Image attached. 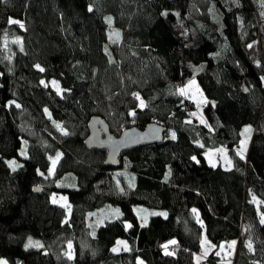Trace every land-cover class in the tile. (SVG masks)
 <instances>
[{"label":"trees","instance_id":"trees-1","mask_svg":"<svg viewBox=\"0 0 264 264\" xmlns=\"http://www.w3.org/2000/svg\"><path fill=\"white\" fill-rule=\"evenodd\" d=\"M193 80L207 124L189 120L195 102L180 93ZM95 115L114 135L152 122L167 135L114 168L85 145ZM220 147L232 167L209 163L205 151ZM54 193L68 196L69 214ZM111 205L120 218L91 222ZM136 205L163 214L141 225ZM262 219L264 0H0V258L194 264L205 235L215 247L201 264H217L229 241L232 264H264ZM121 238L129 249L113 251Z\"/></svg>","mask_w":264,"mask_h":264},{"label":"rangeland","instance_id":"rangeland-1","mask_svg":"<svg viewBox=\"0 0 264 264\" xmlns=\"http://www.w3.org/2000/svg\"><path fill=\"white\" fill-rule=\"evenodd\" d=\"M19 21L21 24L20 20H16ZM43 84L46 86H52L55 91L58 94H61L63 92V88L61 87V84L58 83L55 80H49L48 82L43 80ZM59 89V91H58ZM181 89H185V92L183 93L184 97H186L187 99H192L195 102V106H196V110L191 111V116H190V121L191 120H197L199 123L201 121L207 123V120L205 119V113H204V105L207 103V98H205L202 87L199 86V83L197 80H193L190 81L189 84L182 86ZM140 101V106H141V102L143 103V105L145 106V102L139 98ZM143 106V107H144ZM246 128H250L251 131L250 132H245L244 130ZM243 133H242V141L239 145V147L237 148V151H239L240 153H243V157H245L247 155V149L251 143V134L253 132V128L250 125H245V127L243 128ZM174 132L171 133V135H173ZM207 159L209 161V163L211 165H221L222 167L226 168H230L233 166V162H232V157L230 155V152L227 151L226 149H224L223 147H220L218 149H214V150H206L205 151ZM52 170L55 168L53 167V160H56L55 166L58 163V157H52ZM230 161V163H229ZM53 198H55L57 204L62 205L63 207H66V210L68 212V214L70 213V202L68 200V196L67 195H63L60 193H54L51 196V201L53 202ZM133 209L135 210V213L137 214L141 225H146L148 224V222L150 221L149 218L155 213V214H163V212H161L160 210L157 209H149L145 206H139L136 205L133 207ZM122 215V210L120 209V207L118 206H108L107 208H103L102 210H99L98 212L94 213V216H91L92 220L91 222H93L94 224H98L104 222V221H109L110 219H118L120 218ZM130 223H126V226L129 227ZM31 241L33 242V244H39L42 245L41 241L36 240V239H31ZM233 241H229V243H224L219 247V251L217 253H219L217 255V259L218 262L217 264H232L233 262V256L234 253L236 251V241L235 244H232ZM29 241L26 243V245H28ZM168 247L172 246L167 244ZM36 246H31V247H27V248H35ZM43 246L40 247H36V248H41ZM214 244L210 241V239H208L205 235L203 237V242H202V248L200 252H197L195 254L194 257V264H201L203 261H206V259L208 258L209 254L214 250ZM113 249H117V251L115 252H121V250H128L129 249V242L126 241L125 238H121L118 239L116 244L113 246ZM205 252H207V255H205ZM0 260H4L7 261V264H9V261L7 258H0Z\"/></svg>","mask_w":264,"mask_h":264},{"label":"water","instance_id":"water-1","mask_svg":"<svg viewBox=\"0 0 264 264\" xmlns=\"http://www.w3.org/2000/svg\"><path fill=\"white\" fill-rule=\"evenodd\" d=\"M88 125L89 134L85 139L86 147L105 150V164L114 168L120 165V155L125 151L139 146L159 144L167 135V128L158 122L148 124L145 129L135 126L126 128L120 135H114L110 131V125L98 115L93 116Z\"/></svg>","mask_w":264,"mask_h":264},{"label":"snow or ice","instance_id":"snow-or-ice-1","mask_svg":"<svg viewBox=\"0 0 264 264\" xmlns=\"http://www.w3.org/2000/svg\"><path fill=\"white\" fill-rule=\"evenodd\" d=\"M91 10H92V9H91V7H90V8H89V11H91ZM9 23L19 24L20 27H23V24H20V22H19V21H16V20H10ZM109 23H111V18H109ZM17 42H19V41H17ZM251 46H252V45H249V47H251ZM21 50H23L22 47H21ZM36 68H38L41 72L44 71V69L41 68L40 65H36ZM41 83H44V82L41 81ZM58 91H59V89H58ZM184 92H185V89H180V93H181V94H183ZM143 106H144V105H143V103L141 102V107H143ZM16 107L19 108L20 105H19V104H16ZM131 115H135V112L131 113ZM57 127H59V125H57ZM244 131L247 133V132H250L251 129H250V128H246ZM65 134H67V133H65ZM173 137H174V134H173ZM240 155H241V158H243V153H240ZM194 159H195V158H194ZM12 163L14 164V162H12ZM55 163H56V160H53V167H55ZM229 163H230V161H229ZM213 166H215V165H213ZM13 170H15V168H13ZM254 199H255V198H254ZM55 202H56V200H55V198H53V203H55ZM193 212L195 213L196 210L193 209ZM154 215H155V213H154ZM261 222L264 223V219H262ZM130 226H131V225H129V227H130ZM170 243L175 244L176 241L173 240V241H171ZM232 244L234 245V244H235V241H233ZM31 246L40 247L41 245H39L38 243L34 245L33 242L31 241V239H29V243H28V245H26V247H31ZM164 247H165V249H167L168 245H164ZM248 247H249V249H251V247H252L251 243L248 244ZM113 251H117V249H113ZM166 254L171 255V253H166ZM218 254H219V253H217V255H218ZM205 255H207V252H205ZM69 258H71L70 255H69ZM0 264H7V261L0 260Z\"/></svg>","mask_w":264,"mask_h":264},{"label":"crops","instance_id":"crops-1","mask_svg":"<svg viewBox=\"0 0 264 264\" xmlns=\"http://www.w3.org/2000/svg\"><path fill=\"white\" fill-rule=\"evenodd\" d=\"M200 123H201V121H200ZM202 123L207 124V123H205V122H203V121H202ZM202 123H201V124H202ZM215 166H216V165H215Z\"/></svg>","mask_w":264,"mask_h":264}]
</instances>
